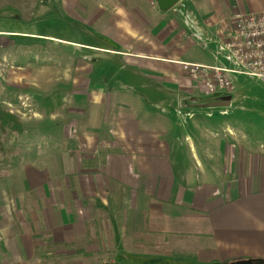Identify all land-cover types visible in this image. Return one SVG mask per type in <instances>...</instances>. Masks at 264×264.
<instances>
[{
  "label": "crops",
  "instance_id": "obj_1",
  "mask_svg": "<svg viewBox=\"0 0 264 264\" xmlns=\"http://www.w3.org/2000/svg\"><path fill=\"white\" fill-rule=\"evenodd\" d=\"M154 1L153 20L135 13L143 0H127L119 18L116 0L94 2L93 13L86 0H0V95L28 73L37 87L76 90L52 104L76 105L77 117L46 128L47 156L33 157L34 146L27 162L12 147L17 193L0 202L2 264H32L37 251L63 257L88 236L122 253L115 264L264 257V150L229 144L214 133L232 137V127L215 114L190 118L169 100L200 91L184 63L226 68L216 52L234 13L262 12L264 0H180L166 12ZM42 73L66 81L41 85Z\"/></svg>",
  "mask_w": 264,
  "mask_h": 264
},
{
  "label": "rangeland",
  "instance_id": "obj_2",
  "mask_svg": "<svg viewBox=\"0 0 264 264\" xmlns=\"http://www.w3.org/2000/svg\"><path fill=\"white\" fill-rule=\"evenodd\" d=\"M97 1H100L101 6H103L106 3H102L108 2L109 0H86L84 6L85 9L89 13H93L94 10L98 9L97 3H94ZM143 1L146 2V5L140 7L142 5L138 4V12L136 11L135 13H138L139 15L143 14L146 17L148 12L149 17L153 19L155 16L153 17L152 14L157 10L156 2H153V0H149L150 3L153 2L155 4L152 5L149 4L147 0ZM127 4V0H116L118 18L122 16L123 12L127 11L125 10V8H127ZM106 7L104 8L108 11V8ZM104 8H100L102 9V12L103 10H105ZM132 10L134 11V9ZM132 14H134V12ZM153 15H155V13ZM137 20V22L139 23V18H137ZM149 26L150 31H153L155 26L151 27L150 22ZM228 36H226V39L228 38ZM119 37L124 38V36ZM226 39L224 41H226ZM126 46L130 47V52L140 51L142 43L138 39H132V41L127 40ZM216 55L217 59L225 64L226 68H233V66L225 59V55L219 51V48L218 52H216ZM183 70L185 73V77L193 79L190 72H185L184 66ZM28 77V73L24 74V78L22 79L23 83L20 89L5 90L4 96L0 95L1 97L5 98V101H8L12 104L11 106L4 105V107L6 108V111L9 112L10 110L14 109V115L18 116L21 120V129L23 132L21 136L15 135L14 137L13 135H2L0 133V145L4 146L5 148H9V150L5 152L0 149V161L8 162L10 166H8V169H0V179L2 178L4 181L2 186L0 187V202L5 195L9 196V199L11 200L12 198H14V193H17L16 188L12 186V183L16 179H18V169L15 167V164L17 163H12L11 156L14 154L10 152L12 150V147L17 146L18 148H20V152L19 154L16 153V156H19L21 160H25L27 162L29 161L28 158H30V150H32L31 148L34 146H39L42 151H36L37 153L32 155L33 157L38 155V153L43 156H47L48 151H44L48 150V148H46V145L49 144L50 141H47V138H44L46 128H52V126L58 128L60 127V125L70 124L71 121L77 118L76 114L74 113V111H76V105L64 104L60 106L52 104L53 102L58 101L60 96L67 95L68 93L70 94V96L76 94V90L67 88L64 89L60 87L54 89L37 87L35 86L36 84H39L37 79H35V82L31 81V83H28ZM36 77L41 81V85L46 80H49V82H63L64 80L62 78V75L58 76V74H53L51 78L47 79L44 73L37 74ZM231 77H233L232 80L234 85V90L232 93L211 95L205 89L203 82L201 83L200 80H195V83L199 88L197 89L201 92L198 91V93L196 94L192 93L191 97L188 96L189 94H185L184 91L175 92V94H178L180 98L177 99L175 98V96H170L169 100H171V108L175 109L174 111L176 113H185L187 117L190 118L198 113L207 114L209 116L215 114L214 119H220L232 127L231 133L233 132V136L231 137L228 134L229 132L227 129V132L221 130L217 131L214 134L218 136L222 135L225 141L228 140L229 144H234L235 146L238 145L239 147H250L257 144L264 150V85L257 79L247 77L245 75L235 74L231 75ZM172 100L175 101V104L172 103ZM222 101H230V103H232L233 101V104L229 107H217L216 105H214L217 102ZM46 106L49 109V112H46ZM16 111H18V114ZM49 113L52 115H50V119L46 120L45 116H47V114L49 115ZM28 130L33 131L32 135L28 134ZM217 137L215 136V138ZM56 139L59 140V137H57ZM57 156H59V154H57ZM54 171L56 172V175L60 176L61 170L59 168L55 169ZM4 203L1 204L3 205ZM112 253L114 252L110 250L107 239L96 241L92 239V237L88 236L84 239H80V241L74 243L73 246H70L67 249V253H65L63 257L57 255H53V257H51L46 252L37 251L35 256L36 260L32 264H115V262L113 261L121 258L122 253ZM247 259L264 260V257L240 258L227 263L233 264ZM36 261L40 262L37 263ZM123 262L125 263V261L121 260L120 264H122Z\"/></svg>",
  "mask_w": 264,
  "mask_h": 264
},
{
  "label": "built area",
  "instance_id": "obj_3",
  "mask_svg": "<svg viewBox=\"0 0 264 264\" xmlns=\"http://www.w3.org/2000/svg\"><path fill=\"white\" fill-rule=\"evenodd\" d=\"M231 24L229 36L219 51L233 68L183 64L185 72L203 82L211 95L232 93L231 75L235 74L255 78L264 85V11L235 12Z\"/></svg>",
  "mask_w": 264,
  "mask_h": 264
},
{
  "label": "trees",
  "instance_id": "obj_4",
  "mask_svg": "<svg viewBox=\"0 0 264 264\" xmlns=\"http://www.w3.org/2000/svg\"><path fill=\"white\" fill-rule=\"evenodd\" d=\"M0 130L6 135L15 132L22 135L20 118L5 109H0Z\"/></svg>",
  "mask_w": 264,
  "mask_h": 264
},
{
  "label": "water",
  "instance_id": "obj_5",
  "mask_svg": "<svg viewBox=\"0 0 264 264\" xmlns=\"http://www.w3.org/2000/svg\"><path fill=\"white\" fill-rule=\"evenodd\" d=\"M158 6L161 11L166 12L172 9L176 4L180 2V0H156ZM217 107H229L231 105L230 101H222L217 102ZM105 264H112V263H105ZM233 264H264V260L261 259H249V260H242Z\"/></svg>",
  "mask_w": 264,
  "mask_h": 264
}]
</instances>
